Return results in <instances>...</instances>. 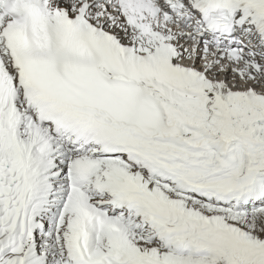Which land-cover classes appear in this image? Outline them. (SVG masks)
Listing matches in <instances>:
<instances>
[{
    "label": "snow or ice",
    "instance_id": "1",
    "mask_svg": "<svg viewBox=\"0 0 264 264\" xmlns=\"http://www.w3.org/2000/svg\"><path fill=\"white\" fill-rule=\"evenodd\" d=\"M0 264H264V0H0Z\"/></svg>",
    "mask_w": 264,
    "mask_h": 264
}]
</instances>
